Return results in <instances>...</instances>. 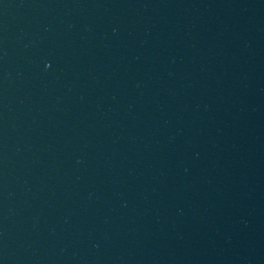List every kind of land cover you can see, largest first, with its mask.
Here are the masks:
<instances>
[{
    "label": "water",
    "instance_id": "95a60500",
    "mask_svg": "<svg viewBox=\"0 0 264 264\" xmlns=\"http://www.w3.org/2000/svg\"><path fill=\"white\" fill-rule=\"evenodd\" d=\"M0 264H264V0H0Z\"/></svg>",
    "mask_w": 264,
    "mask_h": 264
}]
</instances>
